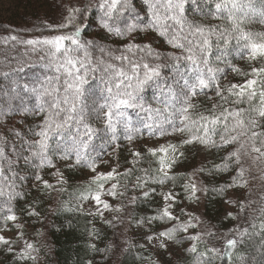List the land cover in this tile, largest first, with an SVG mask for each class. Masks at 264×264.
<instances>
[{"label":"snow or ice","instance_id":"snow-or-ice-1","mask_svg":"<svg viewBox=\"0 0 264 264\" xmlns=\"http://www.w3.org/2000/svg\"><path fill=\"white\" fill-rule=\"evenodd\" d=\"M58 7L60 22L42 25L48 35L4 38L37 59L6 57L7 70L0 72L6 81L0 86V250L16 261L35 262V246L24 239L17 213L40 222L42 201L23 207L17 202L26 201L33 188L48 197L59 195L68 184L65 171L88 169V183L73 195L75 207L61 201L50 212L83 213L84 202L94 201V211L86 214L103 218L105 211H114L113 220L124 223L123 201L137 205L159 187L164 206L143 217L130 213L128 219L129 227L147 224L150 232L154 224L161 225L147 235L149 244L167 252L170 243L191 241L185 251L195 254L194 264H214L217 257L232 261L233 250L259 237L260 260L238 259L264 264V193L253 201L250 189L247 203L226 198L229 190L247 188L256 178L244 166L246 157L253 165L264 163V31L251 30L253 22L264 25V0H61ZM90 23L120 46L85 38ZM155 41L167 49L154 46ZM233 59L247 61L249 70ZM229 71L243 82L222 83ZM148 89L154 90L151 102L145 96ZM210 92L215 103L206 106L198 98L212 101ZM146 139L165 143L133 147ZM196 146L224 153L220 163L176 172ZM125 151L129 156L122 162ZM102 167L109 170L100 171ZM220 174L230 178L211 185L199 179ZM169 183L172 188L163 192ZM137 190H142L139 196L128 195ZM209 193L238 207L235 213L226 210L225 221H238L227 232H191L203 223L200 217L184 208L180 216L174 214L183 203L180 197L199 204L201 195ZM104 197L121 204L114 206ZM254 203L262 206L252 209ZM113 220L105 223L114 227ZM10 222L19 230L15 239L2 234L11 230ZM206 238L223 243V251H199ZM20 242L24 247L17 252L14 245Z\"/></svg>","mask_w":264,"mask_h":264},{"label":"trees","instance_id":"trees-1","mask_svg":"<svg viewBox=\"0 0 264 264\" xmlns=\"http://www.w3.org/2000/svg\"><path fill=\"white\" fill-rule=\"evenodd\" d=\"M53 1L57 5L61 3V0H52V2ZM29 2L37 4V0H30ZM64 2L67 4L68 0H64ZM33 3L32 5H28L33 6ZM57 5L56 14L52 13L50 17H48L46 14H43V16L40 18V21L31 22L34 20L30 15L29 17L27 16L28 19L24 18L23 20H14L13 22L0 21V72L7 70L6 57L18 59L23 56L32 62L36 61V54H26L24 46H16L14 48L11 42L4 43V38L13 34H20L24 39L40 34L48 35L49 33L43 29L42 25L44 22H60L62 9ZM26 9H29V6H27ZM32 10H35V8L33 7ZM90 19L94 20L95 17H91ZM213 23H226V21L214 20ZM251 30L256 32L264 31V25L253 22L251 25ZM141 35L143 36V34ZM85 38H95L98 41L107 43L112 47L120 46L116 38H107L103 30L100 29L95 23H90L85 33ZM145 39L147 38L145 37ZM154 46L161 47V50L167 49V45H162L161 41H155ZM233 64L241 68L243 71L249 70V64L245 60L233 59ZM256 66H259V64H256ZM35 70L38 71L39 69L37 68ZM232 76H234V73L229 71L227 73V81H229V78ZM226 79H223L222 83L226 84ZM236 79H238L240 82H243L242 77ZM5 83L6 81L4 78L0 76V86L4 85ZM153 92V89H148L145 93L146 99L149 102L152 101ZM209 95L214 97L212 101H207L204 99V97H199L198 99L206 106H210L211 103H215V94L210 92ZM16 119L19 120V117H16ZM29 122L34 123L35 121L31 120L30 118ZM9 126L11 127V125ZM15 126L17 128L21 127L19 124H16ZM168 140L175 142L172 137H168ZM200 148L204 149L202 146L191 148L187 153V161L178 166L175 171L190 172L201 166L209 167L214 163H220V156L224 153L217 152L215 150L211 151L213 157L212 159L207 160L206 162H201L198 158V149ZM128 156L129 154L123 152L121 154V161L123 162L124 158ZM58 166L61 167L62 171H64L62 165ZM123 166L126 165H122V168ZM244 166L246 168H250L252 175L256 178L250 179L247 188H234L229 190L226 198L236 200L237 202L245 201V203H247V198H249L248 193L251 189L252 195L250 199L257 201L258 197L264 193V180L261 179V175L264 173V163H257L256 165H253L251 159L246 157L244 159ZM86 171L89 170L83 169L65 171V177L68 178V184L65 186L66 191L59 195L53 194L51 197H48L39 193L33 188L26 201L17 202L18 207H23L25 204L32 203L33 200L42 201L41 207L38 209L41 213V217L43 218L40 222H37L35 218L28 219L20 212L17 213V215L20 216L19 220L21 224L24 225L23 232L27 233L29 239L35 246V254L33 255L36 256L37 259L35 262L31 260L27 262L16 261L12 254L8 253L6 250H0V264H88L89 261H91V264H145L146 253L143 244L136 238V235L134 234V228L129 227L128 225L129 214L135 213L138 217H143L153 214L154 210L157 208H162L163 201L161 195L159 194L161 189L157 187L156 195L150 197L147 200L141 198L137 205H129L127 199H125L123 203L127 205V207L125 208L124 212L120 214L124 220V223H120V220L118 219L113 220V217L117 215L115 212L110 218L107 219L113 220V224L115 225L114 227L106 224L105 220L101 222L94 220L91 215L86 214V210L83 213L63 210L50 212L49 209L56 208L61 201L70 203L73 208L75 207L77 201L74 200L73 195L78 189V186H80L79 178H81ZM45 178L49 179L50 182H54L52 178L47 175ZM229 178V174H220L215 178L208 179L199 177V179L204 180V182L209 185L216 182L223 183ZM180 183H183V181H177V184ZM166 186L172 187L170 183L166 184L164 187ZM176 190L180 191L179 188H176ZM141 191L142 190H137L135 192L130 191L128 195L139 196ZM236 192H243V195L235 196L234 194H236ZM210 197L211 193H209L207 197L202 195V200L204 201L202 212L203 215L199 217L203 223L196 229H190L191 232L213 231L219 234L221 232H227L230 228H233L238 223V221L235 220L225 221L223 219L226 214L224 202L220 199H212ZM116 201V205L121 204L120 200L117 199ZM261 206L262 205L260 203H254L251 207L252 209H256ZM235 207L236 209L234 210V213L238 211V207ZM257 217H259V213H257ZM193 222L195 223L196 221ZM258 222L259 219H257V223ZM69 224L71 226H69ZM146 225L147 224H145V227H147ZM206 240V243H201L199 245V251L203 252L206 248L212 247L223 251V243H218L215 240L208 238H206ZM258 240L259 237L250 243L246 242L244 247L240 248L239 251L233 250L232 261H228L227 258H225L224 261H221L217 257V259L214 261V264H242V262L238 259L240 255H244L246 258L255 257L256 261H259L260 256L257 255ZM182 243H188L186 246L187 248L192 242L183 241ZM92 245H95V248H93ZM194 260L195 254L184 251L182 255L180 254L178 256H174L168 261L158 260L154 263L194 264Z\"/></svg>","mask_w":264,"mask_h":264},{"label":"rangeland","instance_id":"rangeland-1","mask_svg":"<svg viewBox=\"0 0 264 264\" xmlns=\"http://www.w3.org/2000/svg\"><path fill=\"white\" fill-rule=\"evenodd\" d=\"M30 0H0V21H6V22H13L14 20H23L24 18L28 19L27 16L29 17L32 16L34 21L31 22H36V21H40V18L43 16V14H46L48 17H50L53 14H56L57 9H56V5L55 2L53 3L52 0H37V4L33 3V2H29ZM29 2V3H28ZM33 6H30L32 5ZM30 4V5H28ZM35 5V6H34ZM29 6V9H26V7ZM58 6V5H57ZM33 7L35 8V10H32ZM29 10V11H28ZM32 13V14H31ZM31 18V19H32ZM240 78L239 76H237L236 74H234V76H232L231 78H229L230 80L227 81V79L225 80L226 84L231 82L232 83H242L240 82L238 79L236 78ZM233 79V80H232ZM147 144L149 147L153 146L156 143L159 144H163L165 143V140H159V141H155V140H144L141 142H137L135 145H133L134 148H139L140 144ZM125 153L129 154L128 152L125 151ZM198 158L201 162H206L207 160L212 159V153L211 151H208L206 149H198ZM105 159H110L109 157H105ZM110 163H114L113 161L110 160ZM100 171H108L109 168L108 167H102L99 169ZM91 173L89 171H86L85 174H83V176L81 178H79V185H86L89 181ZM172 187H164L162 189L163 192H167L169 191V189H171ZM174 191H179L174 189ZM235 196L238 195H243V192H236V194H234ZM105 199L109 200V203L112 205H116L117 203V199H112L110 197H104ZM162 198V197H161ZM233 198V196H232ZM181 200H183V203L179 204L175 210H174V214L180 216V208H184L188 213H192L196 216H201L203 215V200H202V195H201V199H200V203L199 204H191L188 201L184 200L183 197H180ZM163 201V199H162ZM94 205V201L92 203H89L87 201H85L84 203V207L85 210L87 212H92L94 211L93 208ZM164 206V201L162 203V207ZM224 207L225 210L227 211H232L234 212V210L236 209L235 206L232 205H228L224 203ZM114 211H105L104 212V216L103 218H101L100 216H96V215H91V217L96 220V221H103V220H107L108 218H110L113 215ZM185 217L181 216V219H184ZM17 223H20V220L17 221ZM235 224V223H233ZM147 227H145V225L141 228H137V227H133L134 228V234L136 235V238L143 244L144 250H145V256H146V261L145 264H155V261H168L170 259H172V257L174 256H178V255H182L185 251L186 246L188 245V243L186 244H173L170 243L169 244V248L167 252H164V250L162 249H158L157 246H155L154 244H149L146 240L147 235H150L151 232H155L158 231L161 227V225L159 224H154V226H152V230L151 232L148 230V225H146ZM9 229L11 230H5L2 234L5 235L6 237H10L15 239L16 238V234L17 231H19L18 229L12 228L11 223L9 224ZM24 239H26L27 241L31 242V240L29 239L27 233L24 232ZM32 243V242H31ZM14 247L16 248L17 252L19 251L20 248L24 247L23 242L17 243L14 245ZM168 253H171V255L169 256ZM35 254V251L32 252V255Z\"/></svg>","mask_w":264,"mask_h":264}]
</instances>
